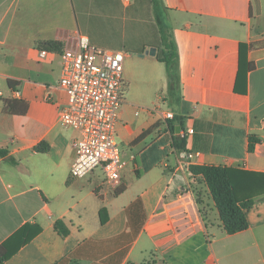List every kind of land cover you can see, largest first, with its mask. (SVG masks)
Listing matches in <instances>:
<instances>
[{"label": "crops", "instance_id": "0c3cea01", "mask_svg": "<svg viewBox=\"0 0 264 264\" xmlns=\"http://www.w3.org/2000/svg\"><path fill=\"white\" fill-rule=\"evenodd\" d=\"M162 31L178 56L172 88ZM81 37L126 53L117 190L101 168L71 177L80 133L60 124L58 84ZM178 118L190 167L264 175V0H0V148L17 161L0 159V247L21 244L3 264H264V195L228 235L203 177L177 170ZM23 229L38 231L22 244Z\"/></svg>", "mask_w": 264, "mask_h": 264}, {"label": "built area", "instance_id": "2783aa9c", "mask_svg": "<svg viewBox=\"0 0 264 264\" xmlns=\"http://www.w3.org/2000/svg\"><path fill=\"white\" fill-rule=\"evenodd\" d=\"M46 54V51L40 53L41 57ZM125 58V52L98 48L88 38L81 37L76 47L66 48L62 54L63 68L58 84L67 96L60 124L80 133V138L74 143L71 177L82 179L101 168L106 184L113 190L122 186L125 167L115 134L124 103ZM165 118L173 120L174 115L167 112ZM175 134L180 135L181 132ZM192 158V153L180 151L177 170H189ZM184 195L181 192L179 197Z\"/></svg>", "mask_w": 264, "mask_h": 264}, {"label": "trees", "instance_id": "16d2710c", "mask_svg": "<svg viewBox=\"0 0 264 264\" xmlns=\"http://www.w3.org/2000/svg\"><path fill=\"white\" fill-rule=\"evenodd\" d=\"M162 27V22L159 20ZM163 41V57L159 60L167 66L169 75V84L171 88L176 86L178 82V56L175 52L174 45L169 41L164 32L162 31ZM245 46H241V62L243 59V50ZM252 69V67H248ZM9 85L15 89L20 85V82L9 80ZM17 101H6V111L8 113H16ZM26 108V107H25ZM26 110V109H25ZM180 118L175 119L171 124V131L174 135L173 147L177 151H186V138L176 136V129L178 125H182ZM258 139L250 137L249 151L253 152L255 144ZM0 159L9 160L11 163H16V159L9 156L6 149L0 148ZM191 173L203 177L206 186L208 187L215 206L219 212L223 228L228 235H235L237 233L246 231L249 227L247 220V211L253 206L254 198L264 195V175L263 174H250L242 171L232 170L226 167L216 166H191ZM119 191L118 193H120ZM55 229L64 237L69 234V230L65 227L62 221L56 223ZM38 229L26 236V230L23 229L12 239L15 241L21 236L23 237L22 244L27 242L33 234L37 233ZM11 243L4 244L0 247V264H3L11 255H13L21 246H15L10 250Z\"/></svg>", "mask_w": 264, "mask_h": 264}, {"label": "water", "instance_id": "95a60500", "mask_svg": "<svg viewBox=\"0 0 264 264\" xmlns=\"http://www.w3.org/2000/svg\"><path fill=\"white\" fill-rule=\"evenodd\" d=\"M146 54H150V55L154 56V55L156 54V53H155V49H153V50H151V51L147 52ZM176 130H177V132H180V130H181V127H180V126H178Z\"/></svg>", "mask_w": 264, "mask_h": 264}]
</instances>
